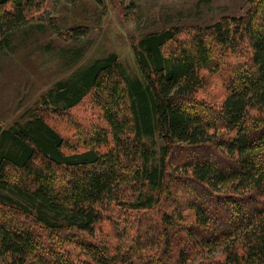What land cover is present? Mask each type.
<instances>
[{"label":"trees","instance_id":"trees-1","mask_svg":"<svg viewBox=\"0 0 264 264\" xmlns=\"http://www.w3.org/2000/svg\"><path fill=\"white\" fill-rule=\"evenodd\" d=\"M46 5L0 0V53ZM192 27L134 43L142 76L111 53L0 124L7 264H264V0Z\"/></svg>","mask_w":264,"mask_h":264},{"label":"rangeland","instance_id":"rangeland-1","mask_svg":"<svg viewBox=\"0 0 264 264\" xmlns=\"http://www.w3.org/2000/svg\"><path fill=\"white\" fill-rule=\"evenodd\" d=\"M249 8L250 0H47L46 9L15 29L10 47L0 53V124L26 122L58 82L111 53L128 72L142 76L133 44L150 32L179 26L186 36L193 25L241 16ZM79 26L88 33L70 37L56 31ZM213 82L210 88L217 91ZM0 264H7L1 255Z\"/></svg>","mask_w":264,"mask_h":264}]
</instances>
